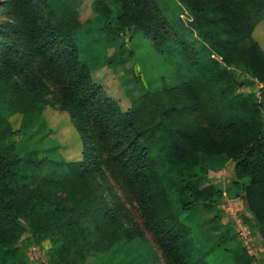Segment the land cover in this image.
Returning <instances> with one entry per match:
<instances>
[{"label": "trees", "instance_id": "16d2710c", "mask_svg": "<svg viewBox=\"0 0 264 264\" xmlns=\"http://www.w3.org/2000/svg\"><path fill=\"white\" fill-rule=\"evenodd\" d=\"M79 1L0 0V264H29L28 244L45 238L49 264H142L106 170L121 173L166 264H210L180 214L219 204L222 190L207 171L229 159L251 214L244 219L264 239V50L253 36L264 0H179L189 18L176 16L173 46L165 0H91L108 40L141 31L179 53L176 70L125 110L80 56L77 36L91 19L79 18ZM186 34L200 44L190 46ZM230 66L263 83L258 96L237 89L245 82ZM48 107L68 115L75 154L63 148L53 159L17 146L11 117ZM223 226L233 264H262L230 220Z\"/></svg>", "mask_w": 264, "mask_h": 264}, {"label": "rangeland", "instance_id": "374dc122", "mask_svg": "<svg viewBox=\"0 0 264 264\" xmlns=\"http://www.w3.org/2000/svg\"><path fill=\"white\" fill-rule=\"evenodd\" d=\"M161 6L169 21L166 23L168 34H171L168 43L173 46L179 37L172 33L177 21L176 16L186 23L189 13L179 0H165ZM77 10L82 21L91 19L77 36L80 56L92 67V79L122 110L145 89L157 84L161 75L173 72L180 65L179 53L176 50L173 52L161 49L162 45L144 36L141 31L135 32L132 39L127 38L125 33H119L115 38L108 40L104 31L101 32L99 22L94 19L91 0H80ZM185 36L190 46L200 44L194 36ZM253 36L264 50V19L254 28ZM230 69L236 78L245 82L237 88L239 91L259 95L262 82L239 67L230 66ZM49 88L48 95H51L53 86L49 85ZM11 120L13 125L18 127L13 137L19 148L34 149L37 156L53 159L62 156L63 148L67 156L76 153L71 145L74 138L72 126L64 112L48 107L41 113L28 111L21 117L15 114ZM66 137L68 145H64L62 141ZM207 179L222 190V197L217 206L195 204L190 211L180 214V219L187 225L190 236L201 249L210 251L205 256L210 264H233L228 251L223 248L225 242L222 241V235L226 232L223 224L230 220L231 232L235 233L236 239L246 247L248 253L255 258L254 261L264 264V239L258 228L244 219L251 218V214L244 203L241 189L233 182L232 160H227L219 168L209 169ZM105 186L122 200L123 221L136 230L135 252L138 258L142 259V264L168 263L146 227L136 198L121 173L106 170ZM58 196L63 198L65 193L58 192ZM49 246L50 241L47 238L40 243H29L25 249L29 264H49ZM103 260L104 257L93 258L86 264H103Z\"/></svg>", "mask_w": 264, "mask_h": 264}]
</instances>
